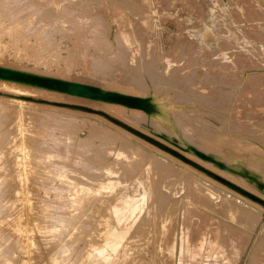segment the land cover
Instances as JSON below:
<instances>
[{"label": "rangeland", "instance_id": "1", "mask_svg": "<svg viewBox=\"0 0 264 264\" xmlns=\"http://www.w3.org/2000/svg\"><path fill=\"white\" fill-rule=\"evenodd\" d=\"M143 1L149 0H71L57 7L53 0H0L2 65L31 73L64 74L72 82L131 95L157 93L168 96L171 103H185L182 115L171 112L170 124L155 126L142 112L139 116L127 110L108 112L77 101L0 88V264H260L264 259L259 242L263 240L262 224L249 238L238 234L236 223L216 212L213 221H222L220 228L207 226L197 237L200 227L188 217L175 242L173 204L166 207L157 201L156 188L165 172H160L156 165L160 159L155 156L167 158L160 155L159 151L165 152L159 147L187 154L211 174L221 177L225 173L220 184L264 208V191L247 177L246 181L240 178L244 171L256 174L253 162L236 155H257L248 146L262 133L250 132L246 126H250L251 107L264 111V0H150L156 25L151 33L147 29L136 33L138 51L132 60L125 40L118 37L121 31L114 18L125 14L107 12L115 14L118 3L129 8ZM137 11L140 17V7ZM249 75L259 78H255L260 80L255 87L261 89L249 91L251 104L240 109L243 117L238 121L243 126L235 119L229 122L223 107L234 102L230 92L239 99L234 81ZM57 117L74 123L60 122ZM259 119L258 126L264 130V115L254 121ZM120 129L125 136L145 143L147 149L134 153L138 143L125 141ZM118 157L130 164L121 162L113 170L118 172L106 174ZM83 189L89 194L76 211L70 206ZM209 198L214 205L220 203ZM107 214L110 227H116L105 240L102 230ZM128 239L130 244L125 246ZM253 251L260 257L254 258Z\"/></svg>", "mask_w": 264, "mask_h": 264}, {"label": "bare ground", "instance_id": "2", "mask_svg": "<svg viewBox=\"0 0 264 264\" xmlns=\"http://www.w3.org/2000/svg\"><path fill=\"white\" fill-rule=\"evenodd\" d=\"M53 1H54L53 3L56 4L57 7H58L60 5V3H62V1L63 2H69L71 0H53ZM74 3H76V1ZM78 3L80 4V2H78ZM149 8L151 9V7H149ZM43 10H45V9H43ZM130 14H131V12H130ZM10 15H12V14L10 13ZM8 17H10V16H8ZM142 17H144V16H142ZM22 19H24V18H22ZM49 19H47V20H49ZM78 19H80V18H78ZM102 19L105 20L104 17ZM79 21H81V20H79ZM17 23L18 22H16L15 24H17ZM21 29H23V28H21ZM196 29H198V28H196ZM204 29L209 30L208 27H205ZM222 56L225 59H227L229 57L225 52H224V54ZM35 72H37V71H35ZM39 73H40V71L37 72V73H34V72L31 73L30 70L28 71V70H24L22 68H20V69H18V68L12 69V67L4 66V65H2L0 63V88H2V91H3V89H6V90H11V92L12 91H18V92H24V93H35V94H40V95H45V96L56 97L57 99H60V100L61 99L62 100H68V101H72L74 103L77 101V103H80L81 105H89V107L91 106V108L93 106L99 107V108H102V109H104L105 111H108V112L109 111L110 112H114L115 111V112L120 113V112H124V111L127 110V111H131L132 113L136 114L137 116H139L141 114V112H142L146 116V118L149 117L150 119H152V124H154L155 126H159L160 124H164V125L170 124L171 123V120H172L171 112H173L175 115H177V117H179L180 115H182L184 113L183 112L184 110L181 111V108L184 107V104L185 103H178V102H176V104L171 103L168 96H166V97H160L157 93H154V94H151V95H146V94H144V92H142L143 94H139V95H131L130 93H127V92L126 93H123L121 91L115 92V91H111V90H105V89L99 87V85H97V84L92 85V84L85 83V82L84 83L72 82L71 80H68L69 78H68L67 75L66 76H63L64 74L63 75H57V74L54 73L56 76H60V77H56V76H53V73H50V72H47L46 73L47 75H45L44 73H42V74H39ZM48 73L51 74V75H49ZM155 77H157V75ZM255 78L257 79L258 77L257 76H254V75H249V76H247L246 79L245 78H242V79H236L234 81V84L233 85L239 88V90H238L239 91V99H236L235 97H233L234 96V92L232 91V92H230L231 94L229 93V95L231 96V99L234 100V102H232L233 104L231 106H224L223 107L224 108L223 110H225L226 116H229V118H227V120L229 122L232 123V120L235 119L234 121L237 122L238 124H242V125L244 124V122H242V120H241V122L238 121V118H240L242 116L241 115L242 112H241L240 109L245 108V105H243V104H245L247 102H249V104H251V101L249 100V98H247V96L250 95L249 94L250 93L249 91H254L255 89H261V86L258 87V88L255 87V85L258 84L259 81H260V80L259 81L256 80ZM108 81L110 82L111 80H108ZM105 82H107V81H105ZM109 82H107V83L110 84ZM68 83H74V84H77V85L85 86V90H83L81 92H77V91L72 92L71 91L72 88H70V87L67 88V86H66V84H68ZM117 83H119V82H117ZM151 89L153 90V88H151ZM235 91H237V90H235ZM256 101H259V98H257ZM246 108H248L247 111L250 110V107H246ZM251 109H252L253 112L248 115V120H247L248 121L247 125H250V126L248 127L245 124L244 125L246 126V129L249 130L250 132L251 131L262 132L258 136H256L257 138H255L256 142L261 141V143H258L257 144L256 142H254L253 144H251V145L248 146L249 149H255L257 151V155H255V156H254V154H252V155H248V156L244 157L245 155L243 153H241V152H236V155L239 157V159H243V160L246 159V160H249V161L253 162V164L251 165V168H253L252 170L256 169V172L255 173L258 175L257 176L256 174L250 173L249 171L248 172L247 171H244V173H241L243 175V177H240V178L243 179V180H245V181L247 179H249V182L252 181L253 183H255L257 186H259L264 191V184L262 182V181H264V130H260L262 128L258 126L261 123L260 122L261 121L260 119L257 122L254 121L255 120V117L257 118L258 116L260 117L261 115H264V111L263 110L260 111L258 108H254V107H251ZM189 110H193L192 107H190ZM189 112H192V111H189ZM54 114L56 115V113H54ZM232 117H234V118L231 119ZM57 119H59L60 122L67 121V122H69L70 125L74 123V122H72V120L70 121V119H61V118H58V117H57ZM48 121H50V120H48ZM228 121H226L227 123H225V124H229ZM54 122H56V121H54ZM60 126H61V124H60ZM65 127H66V125H65ZM56 130H58V129H56ZM65 130L66 129H64V131ZM119 132L122 133L121 134V137H123L125 141L127 140L129 142L138 143V146L139 147H135L133 149L134 153L141 154L140 151H142L143 149L144 150L147 149L145 147V143H142V141H140V142L137 141L136 142L135 141L136 139L134 140V138H132L133 136L132 137L130 135H129L130 137L127 136V135L125 136L123 134L124 132L121 131V129H120ZM112 133H114V132H112ZM179 136H181V135H179ZM115 138H117V137H115ZM234 138H235V136H234ZM89 139H90V137H89ZM150 140L152 142L151 137H150ZM245 140H247V139H245ZM79 142H82V141L79 140ZM151 142H148V143H151ZM125 143H127V142H125ZM125 145H127V144H125ZM150 148H152V147H150ZM159 148H161L162 150H164L165 153L159 151L155 147H154V150L159 151L160 152V155L163 154L167 158H165V157L162 158L161 156L159 157L158 156L159 154L158 155H155V156H157L160 159V161L156 162V165L159 167L160 172L161 171L165 172L164 174L163 173L161 174V176L159 178V184L157 185V188H156L157 189V201L159 203H162L166 207L167 206H170L171 207V205L173 204L172 206H173L174 209H172V210L175 211L176 220H177V222H176L175 240H174L175 242H177V238H178V241H179V238L181 237V235H179V234L182 231V229L185 227V225L187 224V218L188 217H190L192 219V223L194 225H197V227H200V232L198 234L199 236L197 235V237H201V235L204 233V230L207 228V226H211L212 229L220 228L221 227L220 225H221V222L222 221L220 223H218V222L216 223L215 221H213V215H214L213 213L216 212L217 214L219 213L220 215L222 214V215L226 216L229 219V221H233L234 223H236L237 229L240 231V233L237 232L238 230H235V231L238 234H241V232H242V234L244 233V235L247 234L249 236V238L255 232H257L258 227H260V224H262L263 225L262 226L263 240L262 241H259V242H262L261 246L264 249V222H260L261 219H264V208H261L260 206H258V204H255L252 201H250L251 200V198H249L250 196L248 197L249 198V200H248V199L242 197L241 195H238L236 192L232 191V189H234V188L230 187L231 189H229V187L224 186L223 184H220V180H223L222 177L223 178H226V174L224 172H223L224 174H221V173H220L221 175L219 174L221 177L216 176L215 174H211V171H209V170H207V169H205V168L197 165L194 162H191V160L188 159L189 156L187 154H184L186 157L188 156L186 158L185 156H183L179 152L175 153V151L172 148H170L169 150H165L162 147H159ZM150 154L152 155L151 151H150ZM60 155L62 157V155H64V154L60 153ZM175 155H178V156H175ZM68 157L70 158V156H68ZM87 157H89V156H87ZM130 157H132V156H130ZM65 159H66V157H65ZM123 159H124L123 157H118L115 160H113L112 163L110 164V167L106 168V174L112 175V174L118 172L119 169L117 171H115V172L113 170L116 167L119 168L120 166H122V164L124 162L127 165L130 164V162L122 161ZM157 159H155V160H157ZM121 162H122V164H120ZM188 162L190 164H188ZM237 162H239V161H237ZM64 163H65V161H64ZM59 164H61V163H58V165ZM190 165L193 166V167L194 166L195 167H199L200 171L203 172V173H205V174H207L208 176H213L214 175V178L217 177V179H216L217 181L216 180H210V179H208L210 177H208L207 175H206L207 176L206 177L204 175L198 174L194 169H192V167ZM68 166H70V165H68ZM68 166H67V168H68ZM104 166H106V165H104ZM162 166H163V168L160 169ZM69 169L71 170V169H74V168H71V166H70ZM71 171L69 173H71ZM73 172H76V171L74 170ZM61 173H62V171H61ZM72 174H74V173H72ZM177 174H178V176H177ZM62 175H65V174H62ZM71 177H73V176H71ZM106 177H109V176H106ZM137 177L139 178V176H137ZM244 177H247V179H245ZM57 178L59 179L60 177H57ZM72 179H75V178H72ZM88 179H89V177H88ZM120 179H121V177H120ZM123 179H126V178H123ZM63 181H66V180H63ZM80 181H81V183H83L82 180H80ZM80 181H78V182H80ZM93 182H96V181H93ZM112 184H114V183H112ZM89 186H91V185H89ZM70 188H72V187H70ZM128 188H130V186ZM64 191H66V190H64ZM87 194H89V190L83 189V192H80L79 196L76 198V202H74V203L72 202L73 204H72V206H70V208L71 207H74V209L76 208V211H78V208L80 207V205L83 204V202L85 201V198H86ZM209 197H211L212 199H214L216 201H219L220 200V203L218 205H214V203L212 202V200H210ZM154 198H155V196H154ZM91 202H93V201H91ZM61 203L64 204L63 202H61ZM61 203H60V205H62ZM64 206H66V205H64ZM68 207H69V205H68ZM156 207H158V206H156ZM69 211H70V209H69ZM71 211H74V210H71ZM81 211H83V209ZM113 214H114V212H113ZM66 215H68V214H66ZM96 215H97V213H96ZM109 215L107 214L105 216V219H103V221H104V224L103 225H105V228L102 230V232H104L103 233L104 234V237H103V234H101V236H100L101 239L103 237V239H105V240L107 238V234H109L110 231L116 227V225H113L112 227H110L109 222L107 220ZM220 215H218V216H220ZM71 217L74 220L77 218V217L76 218H73L74 216H70L69 219ZM214 218H216V217H214ZM67 221H65V222H67ZM70 221L72 222L73 220H70ZM71 224L73 226V223H71ZM75 224H78V223H75ZM230 224L231 223H229V225ZM65 225H66V223H65ZM59 226H61V225H59ZM86 227H88V226H86ZM91 227H93V226H91ZM97 228H99V227H97ZM66 229L68 230V228H66ZM84 231H85V229H84ZM178 231H179V233H178ZM194 231H195V228H194ZM61 233H64V232L61 231ZM177 233H178V235H177ZM247 235H246V238L249 239ZM58 236L62 237L63 235L61 236V234H60ZM85 236H83V237H85ZM212 236H219V237H221V234H215L214 235V232H212ZM88 237H89V235H88ZM96 237H97V235H96ZM246 238H244V239L246 240ZM103 239H102V241H103ZM219 240H222V239L219 238ZM102 241H101V243H102ZM91 242H92V239H91ZM74 243H75L74 246L76 247L77 241L74 242ZM101 243L99 245H101ZM129 244H130V239L126 240L125 246H128ZM245 244H246V242H245ZM99 245H97L96 247H98ZM258 245H260V244L258 243ZM260 247H258V248L256 247V250L260 249ZM241 248L243 249L244 246L241 247ZM64 249H66V247ZM243 251H244V249H243ZM254 251H253V254L256 253ZM259 252H262V251L260 250ZM64 254H65V252L62 253V255H64ZM261 254H264V253H261ZM255 255L256 254L253 255L254 258L255 257L256 258L260 257V256H255ZM258 255H260V254H258ZM261 257H262L261 258V260H262L264 257L263 256H261ZM260 264H264V259L262 260V262Z\"/></svg>", "mask_w": 264, "mask_h": 264}, {"label": "crops", "instance_id": "3", "mask_svg": "<svg viewBox=\"0 0 264 264\" xmlns=\"http://www.w3.org/2000/svg\"><path fill=\"white\" fill-rule=\"evenodd\" d=\"M143 3L144 4H141V5L131 4L130 5L131 7L129 6V8L128 7L124 8L123 7V4L118 3L117 4V7H115L116 9H118L117 12H115V14L113 13L114 11L113 12H111V11L110 12L109 11L107 12L108 15L110 13V14H112L114 16L117 15V14H125L124 16H121L120 15V16H115L114 18L117 19V21H118V27H119V29L121 31V33H119L118 36H120V35H121V37L124 36L123 39L125 40L124 41L126 43L125 45H127V47H128L127 49L129 51V54L128 55H130V58L132 60H135L134 57H135V54L138 51V49L135 47L136 44L139 42L135 38L136 33L138 31H141L142 29H147L149 32L150 31L152 32V30L155 28V25H156L154 23V20H153V16L156 13L155 7L152 6L153 1H150V0L149 1H143ZM112 5H116L115 2L112 3ZM139 7H140L141 13H142V15L140 17L137 14V12H138L137 9ZM149 7H151L152 10ZM130 12H131V14H130ZM142 16H144V17H142ZM187 34H188V38H189V33H187ZM193 36H197V33H194L193 32ZM197 39H198L199 43L202 45V39L200 38V36H198ZM145 41H146V44L150 48L153 47V44H152V42H151L150 39H147V37H146ZM127 49H126V51L124 53H127ZM165 67H167V64H166Z\"/></svg>", "mask_w": 264, "mask_h": 264}, {"label": "water", "instance_id": "4", "mask_svg": "<svg viewBox=\"0 0 264 264\" xmlns=\"http://www.w3.org/2000/svg\"><path fill=\"white\" fill-rule=\"evenodd\" d=\"M66 86H67V88L68 87L72 88L71 89L72 92H75V91L81 92V91L85 90V86L77 85V84H74V83H68V84H66Z\"/></svg>", "mask_w": 264, "mask_h": 264}]
</instances>
